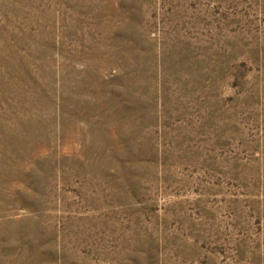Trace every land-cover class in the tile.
<instances>
[{"label":"rangeland","instance_id":"rangeland-1","mask_svg":"<svg viewBox=\"0 0 264 264\" xmlns=\"http://www.w3.org/2000/svg\"><path fill=\"white\" fill-rule=\"evenodd\" d=\"M0 264H264V0H0Z\"/></svg>","mask_w":264,"mask_h":264}]
</instances>
